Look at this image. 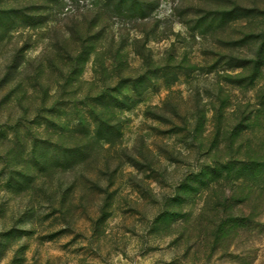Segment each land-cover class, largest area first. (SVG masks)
Here are the masks:
<instances>
[{
  "label": "rangeland",
  "instance_id": "1",
  "mask_svg": "<svg viewBox=\"0 0 264 264\" xmlns=\"http://www.w3.org/2000/svg\"><path fill=\"white\" fill-rule=\"evenodd\" d=\"M0 264H264V0H0Z\"/></svg>",
  "mask_w": 264,
  "mask_h": 264
}]
</instances>
